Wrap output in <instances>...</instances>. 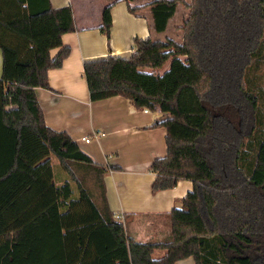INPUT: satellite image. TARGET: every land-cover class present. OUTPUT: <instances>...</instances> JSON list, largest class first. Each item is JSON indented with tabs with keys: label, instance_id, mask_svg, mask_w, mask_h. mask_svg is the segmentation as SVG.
Segmentation results:
<instances>
[{
	"label": "trees",
	"instance_id": "16d2710c",
	"mask_svg": "<svg viewBox=\"0 0 264 264\" xmlns=\"http://www.w3.org/2000/svg\"><path fill=\"white\" fill-rule=\"evenodd\" d=\"M179 4H148L156 34L166 32ZM186 5L181 42L136 38L128 59L141 56L143 66L156 67L187 54L207 76L203 87L181 81L167 94L111 79L121 58L100 60L103 72L85 66L88 82L99 81L103 92L175 108V116L151 126L173 129L166 156L151 165L152 192L183 180L193 188L167 215L170 239L139 242L109 206L110 168L68 132L50 128L36 95L37 88H51L49 71L70 54L63 37L76 31L71 5L0 0V49L25 68L16 81L0 78V264H176L188 258L196 264H264V0ZM143 7L129 10L138 15ZM111 28L105 19L107 37ZM161 47L172 50L156 53ZM157 250L165 255L156 258Z\"/></svg>",
	"mask_w": 264,
	"mask_h": 264
},
{
	"label": "crops",
	"instance_id": "0c3cea01",
	"mask_svg": "<svg viewBox=\"0 0 264 264\" xmlns=\"http://www.w3.org/2000/svg\"><path fill=\"white\" fill-rule=\"evenodd\" d=\"M50 1L56 8L71 5L76 31L63 37L70 54L61 68L49 71L51 88L36 89L45 122L56 131L68 132L81 150L110 168L105 178L108 203L115 215L127 219L128 236L139 242L168 241L171 225L167 224V215L180 206L193 183L183 180L173 189L152 192L156 175L151 171V165L155 159L166 156V137L173 129L167 123L151 126L156 121L175 116V108L160 101L103 92L99 81L91 79L88 82L85 66L94 65L103 72L104 62L100 60L121 58L111 71V79L135 80L152 92L167 94L181 81L203 87L207 76L187 54L172 56L148 69L125 62L135 53L136 38L174 39L167 33L175 17L182 15L181 5L169 21L166 32L156 34L148 5L153 0ZM129 5L144 7L134 15ZM184 16L186 14L180 20ZM107 18L112 22L110 37L101 30ZM171 50L161 47L155 52L164 55ZM59 52L60 49L53 50L52 55L55 57ZM24 70L23 66L15 64L14 54L0 49V78L16 81ZM173 73L175 80L168 82ZM183 113L187 115L188 112ZM84 137H92V140L87 143L82 140ZM164 255V250L154 253L156 258ZM176 264L196 263L193 258H188Z\"/></svg>",
	"mask_w": 264,
	"mask_h": 264
},
{
	"label": "rangeland",
	"instance_id": "374dc122",
	"mask_svg": "<svg viewBox=\"0 0 264 264\" xmlns=\"http://www.w3.org/2000/svg\"><path fill=\"white\" fill-rule=\"evenodd\" d=\"M189 1L190 0H180V5H181L180 12L182 13V15H180V18H182L183 14L184 15L186 14V16H184L183 20H180L179 15H177L178 17H175L174 22L172 23V27L167 33L168 36L173 37L177 42H181L182 41L183 32L181 31V27H182L183 23L187 20V18H188L187 15L188 14L190 15V10L187 8V5H186V3H188ZM143 60L144 59L141 56L140 57L137 56L134 60L125 59V62H133V64H138L137 67H141V68H144V69L153 68L151 66L150 67L149 66H143L142 65V64H144L142 62ZM173 75L171 77H168V79L170 78V80H171L173 78ZM170 80L168 82H171ZM189 105H191V103ZM122 221L127 226V223H128L127 219H123ZM167 221H168L167 224L169 226V224H170L169 218L167 219ZM169 239H170V237H169ZM160 254H163V251H161Z\"/></svg>",
	"mask_w": 264,
	"mask_h": 264
},
{
	"label": "built area",
	"instance_id": "2783aa9c",
	"mask_svg": "<svg viewBox=\"0 0 264 264\" xmlns=\"http://www.w3.org/2000/svg\"><path fill=\"white\" fill-rule=\"evenodd\" d=\"M82 140L89 143L92 140V137H84V138H82ZM115 218L117 220H123V216H121V215H115Z\"/></svg>",
	"mask_w": 264,
	"mask_h": 264
}]
</instances>
